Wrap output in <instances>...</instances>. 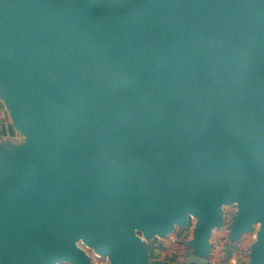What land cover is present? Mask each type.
Here are the masks:
<instances>
[{
	"label": "water",
	"instance_id": "1",
	"mask_svg": "<svg viewBox=\"0 0 264 264\" xmlns=\"http://www.w3.org/2000/svg\"><path fill=\"white\" fill-rule=\"evenodd\" d=\"M0 103V264H264V0H0Z\"/></svg>",
	"mask_w": 264,
	"mask_h": 264
},
{
	"label": "crops",
	"instance_id": "2",
	"mask_svg": "<svg viewBox=\"0 0 264 264\" xmlns=\"http://www.w3.org/2000/svg\"><path fill=\"white\" fill-rule=\"evenodd\" d=\"M11 135H15V132L10 125L3 105L0 103V136ZM192 224L193 221L190 220L186 229H176L167 238L154 240L152 247L149 248L150 264H182L189 255V251L184 245L186 239L184 241L183 239L185 236L189 235L188 238L191 236ZM225 233V230L213 231L210 264H246V252L251 243L246 239L249 234L243 235L235 246H231L224 239Z\"/></svg>",
	"mask_w": 264,
	"mask_h": 264
},
{
	"label": "rangeland",
	"instance_id": "3",
	"mask_svg": "<svg viewBox=\"0 0 264 264\" xmlns=\"http://www.w3.org/2000/svg\"><path fill=\"white\" fill-rule=\"evenodd\" d=\"M226 210L230 213H233V211H234V208L233 207H228V208H226ZM230 213V214H231ZM189 232V231H188ZM189 236V235H188ZM188 236H185L184 237V239H183V241L185 240V239H187L188 238ZM247 238V241L250 243V242H252L253 240H254V238H255V235H254V233L253 234H249V235H247L246 236ZM158 241V240H157ZM158 243V242H157ZM153 245V244H152ZM152 245H151V247H152ZM156 245V244H155ZM248 250V249H247ZM103 261H107L106 259H103ZM107 264H108V261H107Z\"/></svg>",
	"mask_w": 264,
	"mask_h": 264
},
{
	"label": "built area",
	"instance_id": "4",
	"mask_svg": "<svg viewBox=\"0 0 264 264\" xmlns=\"http://www.w3.org/2000/svg\"><path fill=\"white\" fill-rule=\"evenodd\" d=\"M94 263L95 264H107V261H103V259L94 257Z\"/></svg>",
	"mask_w": 264,
	"mask_h": 264
},
{
	"label": "flooded vegetation",
	"instance_id": "5",
	"mask_svg": "<svg viewBox=\"0 0 264 264\" xmlns=\"http://www.w3.org/2000/svg\"><path fill=\"white\" fill-rule=\"evenodd\" d=\"M226 212H227L226 215H230V213H231V212L229 213L227 210H226Z\"/></svg>",
	"mask_w": 264,
	"mask_h": 264
}]
</instances>
